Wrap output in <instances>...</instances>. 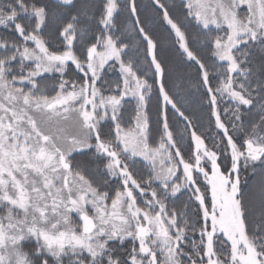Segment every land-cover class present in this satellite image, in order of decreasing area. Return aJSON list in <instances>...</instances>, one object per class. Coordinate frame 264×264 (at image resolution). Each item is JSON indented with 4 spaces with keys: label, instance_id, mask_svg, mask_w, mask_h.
<instances>
[{
    "label": "snow or ice",
    "instance_id": "6c2138e0",
    "mask_svg": "<svg viewBox=\"0 0 264 264\" xmlns=\"http://www.w3.org/2000/svg\"><path fill=\"white\" fill-rule=\"evenodd\" d=\"M0 264H264V0H0Z\"/></svg>",
    "mask_w": 264,
    "mask_h": 264
},
{
    "label": "trees",
    "instance_id": "16d2710c",
    "mask_svg": "<svg viewBox=\"0 0 264 264\" xmlns=\"http://www.w3.org/2000/svg\"><path fill=\"white\" fill-rule=\"evenodd\" d=\"M169 2H170V3H172V2H173V0H169ZM141 3H142L143 5H145V6H147V5H149V4H150V0H141ZM160 34H161V36H163V35H164V33H163V30H162V29L160 30Z\"/></svg>",
    "mask_w": 264,
    "mask_h": 264
}]
</instances>
